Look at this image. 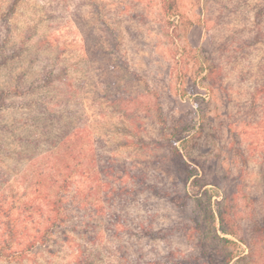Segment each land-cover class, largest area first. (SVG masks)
<instances>
[{
	"label": "rangeland",
	"instance_id": "374dc122",
	"mask_svg": "<svg viewBox=\"0 0 264 264\" xmlns=\"http://www.w3.org/2000/svg\"><path fill=\"white\" fill-rule=\"evenodd\" d=\"M179 4L172 17L161 0H0V240L18 227L0 264H177L198 253L197 222L220 252L209 214L219 228L224 206L234 249L256 239L264 264V232L249 230L264 211V0ZM175 127L198 182L172 160Z\"/></svg>",
	"mask_w": 264,
	"mask_h": 264
},
{
	"label": "trees",
	"instance_id": "16d2710c",
	"mask_svg": "<svg viewBox=\"0 0 264 264\" xmlns=\"http://www.w3.org/2000/svg\"><path fill=\"white\" fill-rule=\"evenodd\" d=\"M18 1V0H16ZM162 5L164 8V11L166 14L172 16V17H181L183 15V12L180 9L179 0H161ZM16 3V2H15ZM14 7H12L13 9ZM174 20V19H173ZM173 23V21H170ZM177 27V26H175ZM202 67V66H201ZM207 67H205L206 69ZM210 69V68H209ZM210 72H214L213 69H210ZM163 137L164 140L169 145L171 152H172V160L175 163V166L179 169H181L182 172H185L186 174V180L187 179H193V182L200 181V176L197 173V168L194 167L189 161L184 159V155L182 154L179 146L176 144L177 142L185 144L187 138L186 135H179L180 132L176 127L174 130L171 131V133H167V129H163ZM141 141V140H138ZM115 164L111 163L108 165V171L114 172ZM116 170H118L116 168ZM127 167L123 168L122 173L125 175H129L130 177L133 176V179H138L139 185H141V190H147L154 192L160 196L165 197H171L172 200H181L179 196V192L172 193V190L169 189L167 186L159 185L156 181H150L151 179L148 177L146 172H140V173H129ZM107 171V172H108ZM69 177L65 178L63 180V183L61 184V187H59L57 191L56 197L50 201L52 204V209L56 214L54 215L53 219L50 216L49 219L53 220L51 224H57L56 222L59 221L62 218V209H61V203H62V193L63 190L69 185ZM120 187L122 191L129 192L128 188L125 185L120 184ZM125 188V189H124ZM114 190L113 183L107 184V192L111 193V191ZM122 193V192H120ZM264 212V211H263ZM262 212V217L260 220L257 219V217L252 218L251 224L252 226L249 227L250 231H253L255 235L262 234L264 232V213ZM210 217L214 221V231L217 233L218 231H221L224 235L218 237L222 241V249L220 252H209L205 244V232L203 231V223L197 222L196 226L190 228L191 232L188 233L189 237L195 238L197 234L198 235V251L197 254L193 255H187L186 257H182L181 259H177V264H230L233 260H237L238 264H256L257 262L253 258L255 255L254 251V245L255 240H252L249 243V250L247 254L240 255L237 253V251L234 249L238 245V240H235L234 238H230L226 235H231L233 237L239 236V229L240 226L237 221H235V213L234 211L231 212L229 207L224 206L220 207L218 209L217 218L219 219V228L215 227V220L216 216L213 211L210 210ZM5 230L2 235V239L0 240V258L2 257H11V255H16V252L12 250L14 243L16 242L18 238V227L12 222L8 221L5 223L4 226ZM50 227H48L49 230ZM148 234H151L152 236L155 235V233H152L148 231ZM241 240V239H240ZM172 255V254H170Z\"/></svg>",
	"mask_w": 264,
	"mask_h": 264
}]
</instances>
